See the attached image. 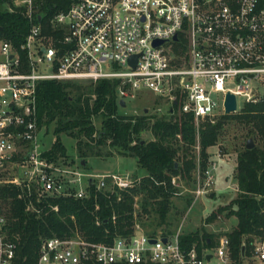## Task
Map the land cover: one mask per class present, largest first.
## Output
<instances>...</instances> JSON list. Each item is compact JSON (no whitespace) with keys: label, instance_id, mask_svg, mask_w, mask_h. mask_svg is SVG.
Instances as JSON below:
<instances>
[{"label":"built area","instance_id":"built-area-1","mask_svg":"<svg viewBox=\"0 0 264 264\" xmlns=\"http://www.w3.org/2000/svg\"><path fill=\"white\" fill-rule=\"evenodd\" d=\"M4 5L20 9L27 31L17 44L0 37V181L34 183L39 193L71 194L73 187L76 196L86 194L78 171L42 155L35 111L42 80L117 78V99L125 104L134 91L152 92L172 112L176 105L179 113L190 114L196 125L226 113L228 92L244 102L263 98L264 0H8ZM236 105L239 110L237 99ZM215 168L213 159L197 170L196 197L212 190ZM93 178L97 188L107 181L119 189L133 184L128 174ZM138 228L105 241L76 232L42 237L32 264L232 261L225 234L198 252L195 245H184L179 231L149 234ZM14 257L15 242L0 213V264H15ZM254 257L264 264V240L255 241Z\"/></svg>","mask_w":264,"mask_h":264},{"label":"trees","instance_id":"trees-1","mask_svg":"<svg viewBox=\"0 0 264 264\" xmlns=\"http://www.w3.org/2000/svg\"><path fill=\"white\" fill-rule=\"evenodd\" d=\"M6 1L0 0V37L17 44L27 31V22L19 8L8 10ZM117 84V78L40 81L36 123L40 127L53 122L54 134L42 155L55 163L58 157H65V146L59 140V132H64L72 136L83 166L87 155H124L134 157L146 174L120 189L108 181L97 188L95 179L89 177L86 194L81 197L72 192L73 187L71 194H47L37 192L34 183L24 180L0 181V213L8 237L15 242V264H32L40 238L45 236L76 232L87 240L105 241L115 234L131 233L136 224L151 228L149 234L162 225L166 226L162 232H172L168 215L172 197L179 191L172 178L180 176L187 184L194 181L196 168L203 171L210 164L213 149L232 120L247 127L245 140L252 136L256 143L248 149L244 141L237 152L234 198L205 220L209 222L223 210L234 216L235 225L224 233L229 238L230 264H252L255 241L264 240V99L244 102L239 110L223 113L212 122L204 118L197 127L192 116L179 113L176 105L173 112L168 106L164 114L145 107L139 114L121 112ZM191 199L188 196L185 203ZM180 237L186 247L195 245L198 252L214 244L213 236L203 227Z\"/></svg>","mask_w":264,"mask_h":264},{"label":"rangeland","instance_id":"rangeland-1","mask_svg":"<svg viewBox=\"0 0 264 264\" xmlns=\"http://www.w3.org/2000/svg\"><path fill=\"white\" fill-rule=\"evenodd\" d=\"M236 99L237 104L241 108L244 103L243 97L237 95ZM126 102L125 106H120L119 109L123 113L132 115L141 113L144 107L149 112L158 114H164L168 108L166 101L157 97L152 92L147 91H134L133 96L127 98ZM93 123L96 128L99 127L98 119H95ZM198 123L197 127L200 126V120ZM52 125L53 122L47 126L39 127V143L44 149L49 148L52 144L51 142L54 138ZM245 130H247V127L244 124L234 120L226 124L224 132L220 135V139L213 149V152L219 150L222 155L221 157L213 156V159L216 161V168L213 170L215 180L212 186L213 188L209 193L202 194L199 197L195 195L198 167L195 173H193L194 181H189L188 184L180 176H174V184L178 186L179 191L178 194L172 197L173 206L168 215V221H171L169 227L173 229L172 232L179 231L180 234H183L203 227L213 236L215 243L220 235L230 231L235 225L237 219L234 216H227V210L221 211L218 216L212 218L209 222H206L205 218L212 212H217L220 206L228 205L229 201L237 193L235 165L237 152L242 147L243 142H246L244 137ZM59 140L65 146V157H58V163L69 170L75 169L78 171L81 175L79 181L80 186L85 185L89 177H96L103 173L128 174L132 182H135L146 174L145 170L137 165L134 157L124 155H111L102 158L87 155L84 158L86 162L83 166L80 164L81 159L77 157L75 152V143L72 136L64 132H59ZM254 143H256L255 139ZM75 186L78 187V184ZM211 192L213 193L212 195ZM188 196H192V199L187 204L185 201ZM162 227L157 228L156 232L162 231ZM150 230L151 228L142 225H139L138 228V231L143 232H149ZM252 264L262 263L255 258Z\"/></svg>","mask_w":264,"mask_h":264},{"label":"water","instance_id":"water-1","mask_svg":"<svg viewBox=\"0 0 264 264\" xmlns=\"http://www.w3.org/2000/svg\"><path fill=\"white\" fill-rule=\"evenodd\" d=\"M130 62L132 63V65L135 64V55H132V57H130ZM263 99H264V94H263ZM119 105L120 106H125V101L124 99L120 98L119 99ZM224 105H225V112L226 113H230L234 110H236L237 108V105H236V98H235V95L231 92V93H227L226 94V97H225V100H224ZM146 111H148V109L146 108L145 109ZM254 139L252 136H249V138L246 140V143H245V147L246 148H250V147H253L254 146ZM80 164L83 165L84 164V161L83 160H80ZM163 240H166V237H162ZM152 241H154V239H152ZM244 248V246H242V249ZM207 257H210V254H207Z\"/></svg>","mask_w":264,"mask_h":264},{"label":"crops","instance_id":"crops-1","mask_svg":"<svg viewBox=\"0 0 264 264\" xmlns=\"http://www.w3.org/2000/svg\"><path fill=\"white\" fill-rule=\"evenodd\" d=\"M246 143V142H245ZM255 145V144H254ZM213 193L211 192V195H212Z\"/></svg>","mask_w":264,"mask_h":264}]
</instances>
